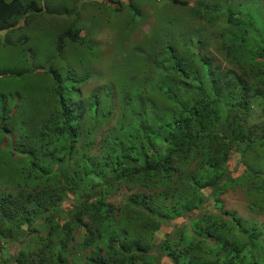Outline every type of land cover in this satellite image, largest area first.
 <instances>
[{
	"label": "trees",
	"instance_id": "1",
	"mask_svg": "<svg viewBox=\"0 0 264 264\" xmlns=\"http://www.w3.org/2000/svg\"><path fill=\"white\" fill-rule=\"evenodd\" d=\"M166 1L182 38L114 57L134 73L63 54L91 47L76 21L0 71V264H264V31L239 2ZM52 8L0 0V39ZM229 191L253 217L223 208Z\"/></svg>",
	"mask_w": 264,
	"mask_h": 264
},
{
	"label": "rangeland",
	"instance_id": "2",
	"mask_svg": "<svg viewBox=\"0 0 264 264\" xmlns=\"http://www.w3.org/2000/svg\"><path fill=\"white\" fill-rule=\"evenodd\" d=\"M118 1L121 3L120 9L109 0H106L105 3H94L87 0H48V2L53 5L51 11L58 10V14H50V16L44 14L38 16L20 30L18 28L16 34L24 35V37L10 34L8 35L9 41L0 39V71L9 69L13 65L18 67L16 62L10 59L17 57L25 50H54L53 46H50L48 43L50 42L53 45L54 38L58 33L76 17L69 9L71 7H73V10H76V8L79 10L77 18L84 20V22L78 21L80 26L77 25V28L82 29L80 35L86 34L87 46L91 47L86 48L84 46H74L66 43L62 48V50H64L63 54L72 57L71 53L76 54L77 50L80 55H82L83 50H100V59L99 51L97 54L99 62L96 64H94V62L91 63L93 70L98 74L99 72L105 74L108 73V71L112 72L114 68H120L122 72L128 74L134 73L137 69L130 68L133 67V63L129 62L127 63L128 65L114 63V57L124 50H128L133 55H140L142 51L150 50L149 45L154 48L156 47L155 43H161L165 39L174 38L180 40L182 38L179 32H173L170 27H167L166 17H178L184 20V22H180V24L185 23L188 21V18H186L188 13L185 12L186 8L183 9L180 7L179 10L171 8L165 12L164 6L168 4L166 0H154L153 3L152 0ZM186 1L190 6L192 2L197 0ZM220 1L228 2V0ZM229 2L240 3L241 9L244 12L241 13L242 16H240V21L242 25L247 26L248 33L253 31H264V0H229ZM125 5H130L137 13L132 15L129 9L124 7ZM114 8H118V10L113 11ZM154 16H156V19ZM220 22H222V19ZM178 25L175 26L177 27ZM249 25H252V27ZM220 26L224 27L225 25L221 24ZM182 27L185 28L187 32L192 29L191 24H186ZM209 31L216 32L219 31V28L216 30L211 28ZM1 36L2 34L0 33V37ZM207 37L206 49L208 52L214 54L215 56L213 57L222 59V55L218 52L220 48L219 40L208 35ZM80 51L82 52L80 53ZM135 65L138 66V62H135ZM227 68L225 64L219 67V69ZM88 87L89 85L87 84L86 88ZM0 92L9 95L7 88H3ZM257 109L258 108L254 106L251 110L252 113ZM202 193L205 201H207L206 203L210 204L213 202L208 191L204 190ZM217 201L223 204V208L235 211L240 217H253V215L246 210L244 199L240 191H229L224 196H218Z\"/></svg>",
	"mask_w": 264,
	"mask_h": 264
},
{
	"label": "clouds",
	"instance_id": "3",
	"mask_svg": "<svg viewBox=\"0 0 264 264\" xmlns=\"http://www.w3.org/2000/svg\"><path fill=\"white\" fill-rule=\"evenodd\" d=\"M67 4H68V2H67ZM69 9H70V11H72V13H74V14L76 15L75 18H73L72 20L70 19L72 22H73V21H76L77 25H79L78 21H79V22H82V23L84 22V20H81V19L77 18V15L79 14V10H78V8H76V10H73V7L69 8ZM64 11H65V10H64ZM62 12H63V11H62ZM70 13H71V12H70ZM53 15H55V14H53ZM68 25H69V24H68ZM68 25H67V26H68ZM67 26H66V27H67ZM79 26H80V25H79ZM66 27H65V28H66ZM63 29H64V28H63ZM63 29H62V30H63ZM62 30H61V31H62ZM61 31H60V32H61ZM60 32H59V33H60ZM59 33H58V34H59ZM56 37H57V36H56ZM56 37H55V38H56Z\"/></svg>",
	"mask_w": 264,
	"mask_h": 264
}]
</instances>
